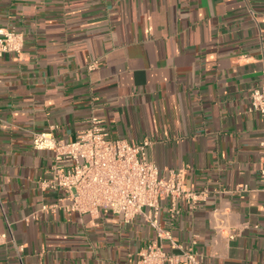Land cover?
<instances>
[{
  "label": "crops",
  "instance_id": "obj_1",
  "mask_svg": "<svg viewBox=\"0 0 264 264\" xmlns=\"http://www.w3.org/2000/svg\"><path fill=\"white\" fill-rule=\"evenodd\" d=\"M0 264H128L152 242L198 264H264V0H0ZM100 119L112 139L151 142L164 179L206 198L161 201L158 226L61 209L40 187L53 154L30 133L72 141ZM246 185V192H234ZM21 247V250L17 249Z\"/></svg>",
  "mask_w": 264,
  "mask_h": 264
},
{
  "label": "built area",
  "instance_id": "obj_2",
  "mask_svg": "<svg viewBox=\"0 0 264 264\" xmlns=\"http://www.w3.org/2000/svg\"><path fill=\"white\" fill-rule=\"evenodd\" d=\"M22 45L21 34L0 30V58L6 53L19 54ZM249 109L264 115V88L251 92ZM30 142L33 149L53 154L50 177L41 180L40 187L57 193L58 197L55 203L42 205L40 211L61 209L91 217L109 213L120 216L125 223L141 215L162 239L158 226L161 201L168 199L171 211L176 213L178 201H185L193 208L206 198V191L196 192L173 177L160 176L147 159L150 141L129 143L112 139L96 116L90 118L88 128L72 141L56 138L50 131H32ZM258 181L264 193V167L259 169ZM247 190L246 185H236L233 189L238 193ZM174 247L179 248L178 254L167 253L161 245L152 242L128 264H198L189 249Z\"/></svg>",
  "mask_w": 264,
  "mask_h": 264
}]
</instances>
